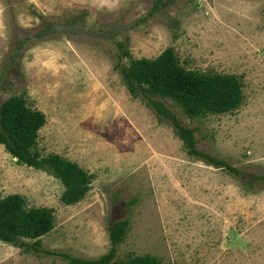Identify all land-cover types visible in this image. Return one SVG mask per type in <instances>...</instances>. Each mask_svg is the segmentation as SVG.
I'll return each mask as SVG.
<instances>
[{
  "label": "rangeland",
  "instance_id": "rangeland-1",
  "mask_svg": "<svg viewBox=\"0 0 264 264\" xmlns=\"http://www.w3.org/2000/svg\"><path fill=\"white\" fill-rule=\"evenodd\" d=\"M168 48L186 69L241 82L239 106L199 119L164 99L197 149L237 176L191 154L125 84L119 63ZM13 95L45 115L33 151L75 163L90 181L67 204L53 171L0 144V200L18 194L27 210L52 212L42 249L99 258L111 224L127 219L124 260L264 264V0H0V108ZM0 264L71 263L0 239Z\"/></svg>",
  "mask_w": 264,
  "mask_h": 264
},
{
  "label": "trees",
  "instance_id": "trees-1",
  "mask_svg": "<svg viewBox=\"0 0 264 264\" xmlns=\"http://www.w3.org/2000/svg\"><path fill=\"white\" fill-rule=\"evenodd\" d=\"M29 38L20 41L16 50H20ZM123 48V44L121 45ZM19 52H14V57ZM129 55L128 51L123 53ZM125 84L132 94L148 100L152 109L161 119H167L174 131L185 142L188 151L217 167H225L229 174L237 176L240 171L226 162L216 159L208 153L199 151L194 129L185 126L164 101L169 99L181 106L190 119L203 118L209 113H225L234 110L243 99L242 85L234 75H219L189 70L179 64L174 50L168 48L154 59H133L119 63ZM159 97V98H158ZM45 123V115L29 107L23 96L13 95L0 108V144L21 162L38 169L51 170L61 181L66 191L63 201L67 204L78 202L90 188L89 177L78 165L58 155L41 156L33 151L39 129ZM256 187V181L249 184ZM24 199L18 195H9L0 200V239L19 246L26 251L44 252L61 255L71 264H165L155 256L145 254L130 256L126 260L119 258V245L127 236V219H120L110 226L111 248L99 258L74 257L67 253L42 249L38 238L48 233L53 224L50 209L32 208L27 210ZM25 238L35 239L33 242Z\"/></svg>",
  "mask_w": 264,
  "mask_h": 264
}]
</instances>
